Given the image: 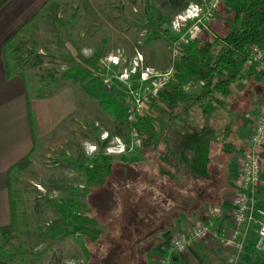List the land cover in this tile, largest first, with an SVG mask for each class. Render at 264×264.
Segmentation results:
<instances>
[{
    "label": "rangeland",
    "instance_id": "rangeland-1",
    "mask_svg": "<svg viewBox=\"0 0 264 264\" xmlns=\"http://www.w3.org/2000/svg\"><path fill=\"white\" fill-rule=\"evenodd\" d=\"M163 1L51 0L13 41L11 63L16 72L25 74L29 94H46L59 87L70 86L75 89L80 105L88 110L89 116L81 115L74 126L66 130L68 139L60 147L61 151L48 154L41 151L39 156H31L27 168L13 174V186L23 194L27 225L25 232L0 238L6 264H155V259L157 264H161L165 257L163 243L159 251L155 248L164 239L153 241V244L150 242L148 253L143 258L139 248L147 234L133 237L124 234L129 219L119 216L122 208L118 207L117 213L116 210L110 212L111 208L104 203L105 194L109 198L111 194L115 197L116 192L112 193L115 186L105 194L101 190L89 192L84 169L98 155L111 156L113 172L116 173L111 179L116 185L125 180L123 169H127L130 175L141 167L137 162L142 156H172L165 135H161L169 121L168 100L162 95L157 97L158 103H154L155 99L152 101L154 105L151 104L144 116L153 125L152 137L138 127L140 143L132 145L129 137L131 126L126 118L118 120L112 117L86 93L84 81L66 79L62 74L70 68L87 70L89 77L95 78L123 106L126 93L141 84L138 80L141 67L169 68L166 63L167 58L170 59L173 38L164 30L170 31V21L175 14L198 0H185V6L178 10L164 6ZM218 13H222L221 6ZM158 19L161 25L153 27L152 22ZM209 25L218 36L232 32L235 26L231 20L215 18L207 21ZM139 56L142 60L138 59ZM111 57H117L115 61L119 60L118 64L109 61ZM88 58L95 59L94 65ZM136 60V70L130 73ZM248 68H244V74L249 72ZM172 79L167 82V87L168 84L173 86ZM259 87L252 77H245L231 84V94L226 100H233V107L225 108L223 105L225 109H222L208 103L197 111L216 122L221 121L223 115H228L226 117L232 121H242L255 113ZM186 90L199 91V82H192ZM104 132L106 139H102ZM159 135L161 138L152 143L151 138ZM116 137L126 143V151L107 154L105 147L115 142ZM87 143L94 146L91 153H88L90 145ZM64 206L75 215L97 221L81 225L65 223L61 216ZM113 227L120 233L112 230ZM93 234L97 236L94 242L91 241ZM245 249L244 245L239 258L246 255ZM261 252L264 249L258 247L257 240L254 241L249 255ZM154 253L157 257L153 256Z\"/></svg>",
    "mask_w": 264,
    "mask_h": 264
},
{
    "label": "crops",
    "instance_id": "crops-1",
    "mask_svg": "<svg viewBox=\"0 0 264 264\" xmlns=\"http://www.w3.org/2000/svg\"><path fill=\"white\" fill-rule=\"evenodd\" d=\"M50 1L0 0V227L10 222L9 167L29 154L39 156L41 151L46 154L61 151L60 147L68 139L66 130L71 129L81 115L89 116L88 110L80 105L75 89L70 86H62L46 94H29L25 74L16 72L11 63L10 50L16 35L8 45V52L5 51L6 41L19 28H25ZM169 62L167 58L166 64L169 65ZM247 66L249 72L245 73L244 78L252 77L260 86L256 99L257 109L253 115L237 122L227 118L228 115H223L222 120L216 122L208 119L202 111H197L198 116L193 121L189 117L169 126L171 145L184 157V163L191 161L195 168L184 167L183 171L178 170V176L184 178V185L176 191L178 197L170 196L169 206H162L157 214V224L162 226L160 236L164 239L156 246L158 251L162 243L164 246L168 233L174 231L173 228L186 230L196 219L212 222L218 229H228L231 225L232 206L237 191L236 158L247 149L248 137L254 128L258 109L264 102V74ZM160 70L166 71L167 68ZM223 105L231 108L234 101L225 99ZM223 105L221 107L225 109ZM31 121L34 124V136ZM227 125L232 126V134L226 138L228 145L222 148L212 138L219 132L224 139ZM166 126L167 124L164 125L165 128ZM141 169L143 171L139 173L145 170L146 175L151 176H156L158 172L155 167L153 170H148L147 167ZM153 186L158 188L161 184ZM176 186L174 185L175 188ZM250 201L253 207L264 212V172L250 194ZM256 240V226H250L246 232V255L235 259H231L229 249L213 239L198 241L181 255L175 256L173 264H264V252L249 255ZM156 255L157 253L153 254L154 257Z\"/></svg>",
    "mask_w": 264,
    "mask_h": 264
},
{
    "label": "trees",
    "instance_id": "trees-1",
    "mask_svg": "<svg viewBox=\"0 0 264 264\" xmlns=\"http://www.w3.org/2000/svg\"><path fill=\"white\" fill-rule=\"evenodd\" d=\"M162 4L178 10L185 6V0H164ZM219 6L222 9L221 14L218 13ZM212 18L233 21L235 25L233 31L225 36H218L214 32V28L209 25L208 30L203 29L196 38L185 44L173 74V86L168 84L167 87L166 84L158 95L159 98L163 95V98L168 100L169 121L161 135H165L166 142H168L170 148L169 154H172V156H152V158L151 156H143V159L137 163L144 164L130 175L127 169H123L125 180L119 181L116 185L111 179V176L113 177L116 174L113 172L112 161L114 160L111 156L106 154H103V156L98 155L92 161V164L84 169L89 192L94 191L93 193H96L101 190L105 194L112 186H115L112 188V193L116 192L115 197L113 198L111 194L109 198L105 194L104 203L107 208L112 209H110V212L116 210L117 213V208H122L120 212L118 211L119 216L121 218L125 216L129 219L124 234L127 237H133V235L141 233L147 234L148 237L144 238L141 248H139L143 258L148 253L149 243L153 244V241L159 242L161 240L160 229L162 226L157 224L159 222L157 214L160 208L162 206L168 207L170 196L178 197L176 191H179L184 185V178L183 176H178V170L183 171L184 167L187 169L195 168L191 161L184 163V157L171 145L168 133L169 126L173 125L175 121H184L189 117L193 121L198 116L197 110L208 103L217 106L223 105L226 97L231 92V84L242 80L245 76L243 70L248 65L244 56L246 48L253 43H264V0H219L217 6L212 10L209 21ZM160 25V19L152 22L153 27L158 28ZM23 30L24 26L19 28L6 41V52H8V45L14 36H17ZM164 32L172 38L174 37L173 33L167 29ZM87 60L94 65V58H88ZM7 67H10V64H7ZM62 77L73 79L74 81H84L83 88L90 97L96 99L112 117L118 120H122V117L125 119V110L121 103L103 85L99 84L95 78L89 77L87 70L70 68L62 74ZM195 81L199 82L200 90L188 92L185 87ZM159 98L155 99L154 103H158ZM31 123L34 136L33 121ZM135 126L149 132L150 137H152L153 125L148 117H141ZM231 127L230 125L225 126L224 139L219 132L214 134L213 142L218 143L222 148L228 145L226 138L232 134ZM155 137L151 138L152 143L161 138L160 135ZM84 159L82 158V161ZM30 163L31 156L29 154L22 157L8 169L10 222L8 225L0 227V238H8L13 233L26 231L25 202L22 191L13 186V174L16 171L24 170ZM122 164L127 165L126 163ZM142 167H147L148 170H153L155 167L158 171L156 172L157 175H146L145 170L143 173H139L143 171ZM173 172L175 175H173ZM192 179L197 178L192 177ZM156 184H161V187L155 188L153 185ZM173 184L177 185V189ZM97 198L100 199L102 197L98 196ZM172 203L173 201L171 200L170 204ZM126 210H129V212L126 213ZM61 211V216L65 223L81 225L85 224V222L96 223L97 221L95 218L88 216L75 215L67 207H65L64 211ZM115 229V227L112 228V230L120 233V230ZM173 230L178 229L173 228ZM94 232L99 233L98 230H94ZM96 237V234H93L91 241L94 242ZM6 263V253L0 247V264Z\"/></svg>",
    "mask_w": 264,
    "mask_h": 264
},
{
    "label": "built area",
    "instance_id": "built-area-1",
    "mask_svg": "<svg viewBox=\"0 0 264 264\" xmlns=\"http://www.w3.org/2000/svg\"><path fill=\"white\" fill-rule=\"evenodd\" d=\"M218 2L219 0H198L188 4L184 10L175 14L169 25L174 36L170 46L169 68L166 71H159L144 66L139 70L140 86L130 89L122 102L125 118L131 126L129 137L132 145L140 143L138 128L135 124L146 115L152 101L157 99L159 92L173 77L176 64L182 55L183 46L196 38L203 29L208 30L207 21ZM244 56L249 66L264 74V43L250 44L246 48ZM137 60L134 61L135 67H132L130 73L135 72L138 65ZM105 133H102V139H106L107 134ZM247 145V149L239 153L236 158L237 191L232 206L230 227L218 229L212 222L196 219L193 225L186 230L169 232L163 246L165 257L161 260V264H173L175 256L184 253L195 242L206 239H213L219 245L229 249L231 259H235L244 248L246 232L250 226H256L257 245L264 249V212L253 207L250 201V194L254 191L264 172V102L258 109ZM92 147L94 146H89L88 153L93 151ZM125 151L126 143L118 137L115 142L105 147L107 154H118Z\"/></svg>",
    "mask_w": 264,
    "mask_h": 264
},
{
    "label": "bare ground",
    "instance_id": "bare-ground-1",
    "mask_svg": "<svg viewBox=\"0 0 264 264\" xmlns=\"http://www.w3.org/2000/svg\"><path fill=\"white\" fill-rule=\"evenodd\" d=\"M116 59H118V58H117V57H116V58H115V57H113V58L111 57V58H110V61H111L112 63H114V64H118L117 61H115ZM138 59H139V60H142L141 57H138Z\"/></svg>",
    "mask_w": 264,
    "mask_h": 264
}]
</instances>
